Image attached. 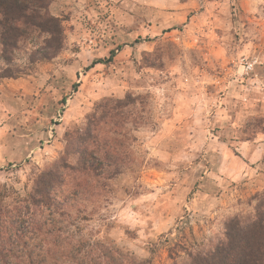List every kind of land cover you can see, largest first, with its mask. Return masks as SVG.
Here are the masks:
<instances>
[{
  "label": "rangeland",
  "instance_id": "obj_1",
  "mask_svg": "<svg viewBox=\"0 0 264 264\" xmlns=\"http://www.w3.org/2000/svg\"><path fill=\"white\" fill-rule=\"evenodd\" d=\"M181 2L177 15L178 1L53 0L64 49L0 79V191L25 194L57 170L67 215L48 230H73L32 235L38 264H96L82 240L103 264H181L215 248L231 218L264 212V149L250 163L241 147L264 144V111L234 122L261 70L240 64L260 55L246 43L264 38V0ZM235 158L251 168L232 176Z\"/></svg>",
  "mask_w": 264,
  "mask_h": 264
},
{
  "label": "trees",
  "instance_id": "obj_2",
  "mask_svg": "<svg viewBox=\"0 0 264 264\" xmlns=\"http://www.w3.org/2000/svg\"><path fill=\"white\" fill-rule=\"evenodd\" d=\"M52 1L0 0V79L27 74L34 64L53 59L64 49L65 27L62 18L49 12ZM29 39L33 42L32 50L29 48L22 55ZM116 52L112 49L109 57L94 60L90 67L111 62ZM61 184L60 172L43 170L25 194L15 191L11 195V188L1 187L0 264H38L33 257L32 235L38 239L73 235V230L64 225L59 230H48L58 218L65 220L67 215L58 210ZM225 228V237L215 248L206 252L189 250L188 259L181 264H264V212L259 209L256 217L246 223L233 217ZM85 241L82 240L86 258L103 264L102 258L94 257L91 243Z\"/></svg>",
  "mask_w": 264,
  "mask_h": 264
},
{
  "label": "crops",
  "instance_id": "obj_3",
  "mask_svg": "<svg viewBox=\"0 0 264 264\" xmlns=\"http://www.w3.org/2000/svg\"><path fill=\"white\" fill-rule=\"evenodd\" d=\"M175 1H178V8L179 10H177V15H181L182 9H184V7L187 4H183L181 2V0H140L141 5L144 6H148V8L151 5H159L160 4V8L165 9L169 8L170 6L175 4ZM173 2V3H172ZM146 8V9H148ZM150 11V9L148 10ZM180 11V12H179ZM149 14L153 13V12H148ZM154 17V16H153ZM166 17H164L165 19ZM179 21L181 20L180 17L178 16ZM163 21L162 20H155V22L150 25V32L153 35L156 34H160L162 33L165 28L166 25H170L168 24L169 22H171L170 20L167 22L166 24V19ZM179 23V22H178ZM178 23L175 24V22H172V25H178ZM251 41H249V43H246V45H250L252 50L254 51H258L259 55V59L260 62L263 65H260V71L257 72V74H255V76L250 79L254 80L251 82V84H246V85H242L243 87H245L248 90V93H243V95H245V99L247 101V103L245 104V106L241 105L238 109H235L234 112V122L235 123H239L242 122L243 120H245L247 117H249L250 115H253V113L257 112V111H264V38H262L261 42H255L253 41V39H250ZM235 53V52H234ZM262 60H261V57ZM256 77V78H255ZM236 86V83H234V87ZM235 94V93H234ZM242 94V93H241ZM255 97H257V100H259L258 102L255 103L253 99ZM260 98V99H259ZM263 101V102H261ZM262 105V107H261ZM255 106V108H254ZM261 107V109H260ZM264 143V142H263ZM253 144H255L254 142H243V145L241 146L243 149L242 154L245 155V157L247 158V160H249L250 163H253V161H255L257 159L258 156H260L259 152L261 150L264 149V144H258L255 147L253 146ZM247 150V151H245ZM250 163L245 162L243 159L242 160H237L236 158L234 159V172H232V176H234L235 174L241 175V172H244V169L251 168L250 167ZM239 164V165H238Z\"/></svg>",
  "mask_w": 264,
  "mask_h": 264
},
{
  "label": "built area",
  "instance_id": "obj_4",
  "mask_svg": "<svg viewBox=\"0 0 264 264\" xmlns=\"http://www.w3.org/2000/svg\"><path fill=\"white\" fill-rule=\"evenodd\" d=\"M259 63L260 62L258 57L251 59L244 58L240 64V66L243 68L242 76L250 74L254 70L255 66H257V64Z\"/></svg>",
  "mask_w": 264,
  "mask_h": 264
},
{
  "label": "clouds",
  "instance_id": "obj_5",
  "mask_svg": "<svg viewBox=\"0 0 264 264\" xmlns=\"http://www.w3.org/2000/svg\"><path fill=\"white\" fill-rule=\"evenodd\" d=\"M260 61V60H259ZM262 63L260 62L259 64H257V65H261Z\"/></svg>",
  "mask_w": 264,
  "mask_h": 264
}]
</instances>
